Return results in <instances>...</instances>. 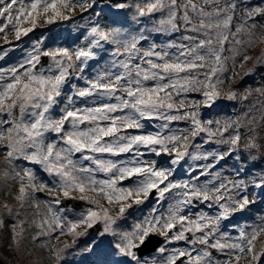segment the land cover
Instances as JSON below:
<instances>
[{
  "label": "snow or ice",
  "instance_id": "1",
  "mask_svg": "<svg viewBox=\"0 0 264 264\" xmlns=\"http://www.w3.org/2000/svg\"><path fill=\"white\" fill-rule=\"evenodd\" d=\"M94 6L95 0H0V39L11 44V33L20 41L38 27L68 20L77 9L83 13ZM112 7L132 9L134 22L148 18L152 27L133 32L93 21L74 47L45 49L37 41L23 59L0 67V181L11 197L0 201V233L6 232L10 245L21 252L27 222L22 214L32 209L31 239L48 249L54 264H60L71 247L60 242L61 236L71 237L75 244L98 224L102 227L86 251L111 237L113 254L121 258L114 264H259L264 258V241H260L264 215L253 224L236 226V236L223 230L222 222L255 203L248 188L264 190V174L246 183L238 171L237 179L225 180L219 172H211L214 164H208L198 166L194 176L196 169L189 168L188 180L178 181L175 175L177 166L188 159L223 160L239 147L241 128L248 134L244 148L250 155L253 151L264 155V85L242 93L235 88L237 57L248 62L253 58L246 49L264 44V0L257 6L246 0L134 4L117 0ZM157 14L159 18L153 19ZM153 32L180 35L178 40L153 41L144 47ZM11 50L0 46V60ZM101 53L110 60L87 76L90 62L102 59ZM255 62L264 63V54ZM73 79L84 80L86 86L78 87ZM192 93L202 99H188ZM254 94L256 100L236 120L222 123L201 116L202 108L220 99L244 102ZM88 99L91 105L77 106L78 100ZM144 121L161 123L155 132H129L144 129ZM180 121L188 126L170 127ZM202 133L207 137L204 143L227 144L228 152L202 153V145L195 143ZM142 147L157 157L167 155L171 166L158 167L155 160L142 159ZM105 154L129 158L110 159ZM20 161L39 165L48 179L32 167H20ZM208 176L211 179L201 182ZM38 193L49 198L39 200ZM153 194L157 205L170 201L166 211L154 206L129 228L122 227L119 222L130 215L129 209ZM65 200L83 202L85 207L70 217L73 208L61 207ZM197 202L215 208V214L203 209L191 212ZM156 236L164 244L155 248L157 255L143 257L142 250ZM53 239L59 243L52 244ZM181 241L189 247L169 249L168 245Z\"/></svg>",
  "mask_w": 264,
  "mask_h": 264
},
{
  "label": "rangeland",
  "instance_id": "2",
  "mask_svg": "<svg viewBox=\"0 0 264 264\" xmlns=\"http://www.w3.org/2000/svg\"><path fill=\"white\" fill-rule=\"evenodd\" d=\"M138 0H129L126 3H136ZM246 2L252 6L259 5L260 1H254V0H246ZM114 3H98L95 1V6L92 9H89L86 12L81 13L79 9H77L76 13L74 15L70 14V19L63 20V21H57L56 23L52 25H46L43 27H38L33 32L29 33L28 36L22 37L20 41H15L13 35L9 34V40L12 42L11 44H5L3 39H0V46L4 48H11L12 50L8 52V55L3 59L0 60V67H7L12 64L17 63L21 59L24 58L27 51L31 50V48L34 45V42L42 41V47L45 49H53L56 47H74L81 43L83 39V35L85 34L86 27L89 25L90 22L98 21L102 26L104 27H121L123 29L129 30V31H136L138 28L144 27L147 25V27L150 29L152 27V22L148 18H144L142 23L137 24L132 20L133 10L132 9H124V10H117L114 7H112ZM96 13H99V16H96ZM159 14L153 19H158ZM239 21H237L238 23ZM27 26V25H25ZM234 30V29H233ZM2 35V34H0ZM179 33L176 34H166V33H151L149 36L148 42L144 43V47L148 46V43H151L155 41L158 44L167 43L171 40H178L179 39ZM255 52V56H253L251 61V72L253 71V67H259L263 66L264 63H256V58L260 56L261 54H264V44L262 43H256L255 46L252 47V52ZM242 51H245V49H242ZM226 55H231V53H226ZM101 56L103 57L98 58L96 61L90 62V65L86 71V75L91 77L95 75V73L102 69L103 66L110 60V56L106 53H101ZM242 59L240 57H237L236 59V67H241ZM229 73L228 75L231 76V68H232V62L229 61ZM238 71V69L236 70ZM250 72V73H251ZM259 80H261V83H264V78L262 77V73L259 74L258 77ZM236 81V80H235ZM72 83H75L78 87H85V81L84 80H72ZM237 84V82L235 83ZM262 85L258 84L255 86V88H259ZM253 88V89H255ZM68 94H71V89H66ZM188 99H202V97L198 93H192L188 95ZM256 100L255 94L253 97L249 98L250 105ZM240 100L235 101H228L226 99H220L216 102L228 104V107H234V105H237V103ZM92 100L88 99L85 101H77V106H84L85 104L91 105ZM230 107V108H231ZM208 108H202L201 109V115L209 113ZM248 108H246L244 112H246ZM241 114V116L243 115ZM223 115L222 113H218L216 116H205L203 119L205 120H220L222 123L225 120L231 119L233 120V116ZM258 115V113H256ZM145 128L142 130H129L131 134H147L149 132H155L158 130V125L161 123V121H144ZM187 123L180 121V122H173L170 127L172 128H183L187 127ZM215 125H213V128ZM231 132V130H230ZM204 137L202 138V136ZM228 134H225V138H227ZM207 139L205 134H201V137H198L197 140H195V143L201 144L202 147L200 151L202 153L207 152H216V153H225V151H220L219 148H224L226 146L229 147L227 144H218L214 140L210 141L208 143H204V141ZM210 144H213V147H211ZM210 145V146H209ZM219 146V148H218ZM141 151L144 152L143 157H141L144 160L152 161L155 160L157 162L158 167H170V158L167 155H162L160 157L155 156L153 153L148 151L147 149L141 148ZM2 153L3 149H0V159H2ZM234 151L230 152L228 155L224 157L223 160H214L212 157H209L208 160H197L192 161L191 159H188L187 163H183L180 166H177V171L175 175L176 180H188L190 179L189 176V168H195L196 171L192 173V175H198L199 173V167L201 165H208V164H214L215 167L211 169V172L217 173L219 172L221 174V177L225 180H233L237 179V172H240L239 179H242L246 182V178L244 177L243 172L241 171V168L239 169L240 162L234 161L230 157V155H234ZM105 158L110 159H128V154H122L120 157H111L105 154ZM20 167H32L35 171H37L38 175L44 179L47 180L48 177L43 171L40 169L39 165H31L30 163L26 161H20L18 162ZM241 167V166H240ZM216 168V169H215ZM230 170H232V173H230ZM201 182H203L206 179H211V176L208 177H201ZM129 183L128 181H125V184ZM11 186V182H10ZM14 191V188H12ZM37 197L39 200H44L49 198L47 193H38ZM253 197V196H252ZM251 198V196H250ZM5 200H11V197L5 192V184L3 181H0V201ZM170 203L169 200H165L162 202V205H157L156 203V196L155 194L151 199H148L145 201L144 204L140 206H134L132 209H129L130 215H127L126 220L120 221L122 227L129 228L131 224L137 220L142 219L144 216L148 215L152 208L158 207L160 211H166L168 204ZM69 207V206H67ZM85 207V205H83ZM83 207L79 209H73V212L68 213V215L71 217L75 213H78ZM201 209L205 211H210L211 214H215L216 209H208L206 205H200L197 202V206L191 208V212L195 213L200 211ZM249 209V210H247ZM32 209H29L27 212L22 214V218H24L27 222L24 225L25 228V241L21 245V252L17 253L14 248L10 245L8 234L0 233V260L4 264H54L53 260L51 259V253L48 251L47 248H41L40 247V241L33 242L31 239V235L34 234L35 227L32 225V220L34 218ZM261 215H264V208H259L256 206L250 205L248 208L245 209V211L238 212L231 216L228 220L222 222V229L229 232L232 236L238 235V230L236 226L239 225H245V224H253L255 222H258L259 217ZM102 227V225H101ZM98 233V232H97ZM97 233L93 234H87L85 236H81L78 238L75 244H72V238L68 236H61L60 242L68 243L71 245V247L67 248L65 252L63 253L62 260L60 261V264H114V261L121 259L120 257H117L113 254L111 245L109 241H111V237H105L104 242L98 244L96 247H94L93 251L89 252L86 251V249L92 245L93 240L97 237ZM159 237V236H158ZM161 243L158 245H163L164 240L162 237ZM43 239V238H42ZM260 241H264L263 234L261 235ZM260 241L257 242V251H259L261 247ZM52 244L59 243L57 240L53 239L51 241ZM184 242H176L174 244L168 245L169 249L172 247L177 248H185L189 247ZM157 246V247H158ZM157 255V253L154 251H151L150 253H147L145 255H142L143 257L151 258L152 256ZM218 257L221 256V254H216ZM222 258V257H221ZM260 262V261H259ZM179 264V262H178Z\"/></svg>",
  "mask_w": 264,
  "mask_h": 264
},
{
  "label": "trees",
  "instance_id": "3",
  "mask_svg": "<svg viewBox=\"0 0 264 264\" xmlns=\"http://www.w3.org/2000/svg\"><path fill=\"white\" fill-rule=\"evenodd\" d=\"M255 1V0H254ZM256 1H260V0H256ZM251 48H247L246 52L249 56L253 57L255 56V52L253 50V52L251 51ZM251 61L248 62H243L241 64H243V67H236L235 70L238 69V71H236L238 73V75L235 77V80L237 82V84H235V88L239 90V92H244L246 89H253L255 88V86H257L258 84L260 85H264V83H261V80L258 79L259 74L262 73V77L264 78V65L263 66H259V67H253V71L249 74V75H244V73L249 70L251 68ZM241 77H243V79H241ZM240 102L237 103V105H234V107H228V104H224V103H220V102H216L213 106L208 108L209 113L207 114H202V118L205 116H216L218 113H222L223 115H228L231 114L230 116H233V120H236L239 117H242L241 114L243 113V111L248 108L250 106V101H238ZM240 133H241V142L239 147L234 151V155H230L231 159L234 161H239L240 162V168L244 174V177L246 178V183L254 176H259L261 174H264V155H262L261 153L255 152L253 151V153L250 155L249 151L246 150L244 148V144L247 142V131L244 128L240 129ZM262 135H264V133H262ZM201 137V136H200ZM204 137V135L202 136V138ZM198 139V137L196 138V140ZM211 147H213V144H210ZM209 145V146H210ZM219 148V146H218ZM220 151H225L228 152L229 147L226 146L223 150V148H219ZM221 153V152H220ZM255 155L256 159H253L252 156ZM216 169V168H215ZM230 173H232V170H230ZM14 188V187H13ZM248 195L255 196V203L253 204V206L259 207V208H264V190L261 189H256L254 187H252L251 185H249L248 188ZM249 210V209H247ZM245 211V210H244ZM264 236V234H263ZM259 264H264V258L261 259V261L259 262Z\"/></svg>",
  "mask_w": 264,
  "mask_h": 264
},
{
  "label": "water",
  "instance_id": "4",
  "mask_svg": "<svg viewBox=\"0 0 264 264\" xmlns=\"http://www.w3.org/2000/svg\"><path fill=\"white\" fill-rule=\"evenodd\" d=\"M98 2H115L117 0H96ZM120 2H125L127 0H119ZM44 62L47 63L48 62V58H43ZM151 197V196H150ZM84 203L80 202V201H73V200H65L63 201V204L61 205V207H67V206H71L73 209H79L81 207H83ZM101 229V225H96L94 228L89 229L88 233H97L99 230ZM161 243V238L156 236L152 238V243H150L147 247H145L142 252L141 255H145L151 251H153L159 244ZM215 254V252H214ZM0 264H4L1 260H0Z\"/></svg>",
  "mask_w": 264,
  "mask_h": 264
}]
</instances>
